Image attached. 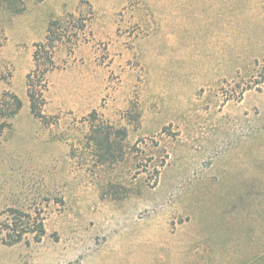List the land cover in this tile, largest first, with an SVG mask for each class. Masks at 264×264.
<instances>
[{"label":"rangeland","instance_id":"rangeland-1","mask_svg":"<svg viewBox=\"0 0 264 264\" xmlns=\"http://www.w3.org/2000/svg\"><path fill=\"white\" fill-rule=\"evenodd\" d=\"M51 23L39 119L28 75ZM11 94L0 214L47 234L0 241V264H264V0H0Z\"/></svg>","mask_w":264,"mask_h":264},{"label":"trees","instance_id":"trees-1","mask_svg":"<svg viewBox=\"0 0 264 264\" xmlns=\"http://www.w3.org/2000/svg\"><path fill=\"white\" fill-rule=\"evenodd\" d=\"M62 40L63 36L57 34L54 23H51L46 41L35 45L36 49L33 55L35 69L28 75V97L31 111L39 119H45L43 107L46 104L45 93L48 91L46 77L55 68L54 53L58 43ZM38 75L39 85L35 83V77ZM23 105L21 98L15 94L9 96L5 106L0 103V117L4 120L3 123H0V137L9 125L6 121L15 118L22 110ZM93 131L96 135L93 139L95 145L105 148L107 154L114 157L113 152L116 143L111 140L112 133L110 129L105 137L96 128ZM4 215H7L5 219H3ZM46 234L44 219L38 214L35 216L20 209H10L5 214H0V241L6 246L12 247L28 242L30 236H34V240L40 243Z\"/></svg>","mask_w":264,"mask_h":264}]
</instances>
